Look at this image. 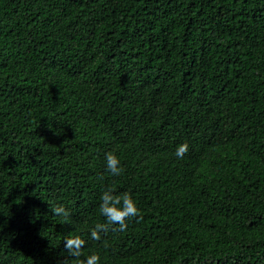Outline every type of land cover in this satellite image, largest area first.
Listing matches in <instances>:
<instances>
[{
    "label": "trees",
    "instance_id": "16d2710c",
    "mask_svg": "<svg viewBox=\"0 0 264 264\" xmlns=\"http://www.w3.org/2000/svg\"><path fill=\"white\" fill-rule=\"evenodd\" d=\"M108 189L139 215L93 240ZM75 235L99 264H264V0H0V264H76Z\"/></svg>",
    "mask_w": 264,
    "mask_h": 264
},
{
    "label": "clouds",
    "instance_id": "9594fccd",
    "mask_svg": "<svg viewBox=\"0 0 264 264\" xmlns=\"http://www.w3.org/2000/svg\"><path fill=\"white\" fill-rule=\"evenodd\" d=\"M189 145L182 143L177 146L175 156L182 159L187 153ZM106 170L112 176H119L123 172L120 165V159L114 152H107L106 156ZM101 203L99 205L100 214L106 218V223H97L90 233V237L93 240H100L101 232H107L110 226L118 225L119 231H125L127 229L126 221L129 218H133L139 215V209L136 202L128 192L121 194H114L112 189L104 191L100 197ZM51 212L55 216H61L67 218L70 213L63 204H58L51 207ZM86 241L79 235L70 236L65 239V248L69 253V256L75 258L76 264H99L100 255L93 252L88 255L86 259H80L82 256V249L85 247Z\"/></svg>",
    "mask_w": 264,
    "mask_h": 264
}]
</instances>
